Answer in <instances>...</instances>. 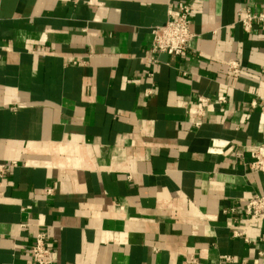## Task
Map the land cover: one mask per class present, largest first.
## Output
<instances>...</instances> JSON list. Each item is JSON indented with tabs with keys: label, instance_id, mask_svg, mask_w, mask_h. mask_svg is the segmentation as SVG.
<instances>
[{
	"label": "crops",
	"instance_id": "0c3cea01",
	"mask_svg": "<svg viewBox=\"0 0 264 264\" xmlns=\"http://www.w3.org/2000/svg\"><path fill=\"white\" fill-rule=\"evenodd\" d=\"M180 4L188 52L155 57L151 30ZM246 11L264 0H0V164H16L0 178V264H33L38 233L53 264H264V223L243 215L264 196L248 168L264 22L245 33ZM220 96L193 127L197 98Z\"/></svg>",
	"mask_w": 264,
	"mask_h": 264
},
{
	"label": "built area",
	"instance_id": "2783aa9c",
	"mask_svg": "<svg viewBox=\"0 0 264 264\" xmlns=\"http://www.w3.org/2000/svg\"><path fill=\"white\" fill-rule=\"evenodd\" d=\"M255 22H264V14L246 11L244 16L238 21L245 33L251 31ZM150 34V51L153 56L156 57L162 54L170 56L185 55L188 52L191 40L194 38L190 8L185 4H180L177 17L171 18L162 25L153 27ZM226 67L229 77L234 79L240 77L242 68L236 61L226 63ZM149 77H152V75L150 74ZM259 101L261 103L260 112L264 114V97H260ZM196 103L198 108L194 112L196 120L193 122V127L198 128L202 125L205 118V107L213 104L222 106L226 103V99L220 96L212 101L207 97H198ZM256 106L255 102L251 103V107L254 108ZM249 158V171L255 174H264V143L252 145L249 148ZM15 166V163L0 164V178L7 175ZM50 193V190L46 191V194ZM243 215L245 221L253 225L264 223V196L256 195L248 199L243 207ZM231 236L234 239H243L248 242L244 230L240 227H231ZM260 242L264 243V234L260 237ZM53 252L54 250L48 237L43 233H38L30 248V261L33 264H53ZM231 260L230 256H222L220 264H230ZM189 263L199 264L195 259H190Z\"/></svg>",
	"mask_w": 264,
	"mask_h": 264
}]
</instances>
